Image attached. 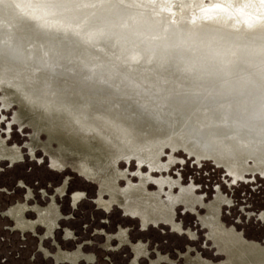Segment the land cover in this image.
Here are the masks:
<instances>
[{
    "label": "rangeland",
    "instance_id": "rangeland-1",
    "mask_svg": "<svg viewBox=\"0 0 264 264\" xmlns=\"http://www.w3.org/2000/svg\"><path fill=\"white\" fill-rule=\"evenodd\" d=\"M15 2L37 17L59 16L76 21L81 27L89 23L103 27L110 49L133 59L132 63L158 66L160 72L176 79H185L186 75L192 80H203L240 74L252 82L249 84L260 87L253 80L258 74L255 81L264 84V71L254 70L255 61L264 58V34L260 33L264 30V0ZM119 10L129 15L126 27ZM132 14L142 23L139 29L134 26ZM2 20L0 14V33L6 27ZM138 30L148 33L153 41L139 37ZM223 37L230 39L233 50L243 40L245 47L236 49L231 57L235 63L249 67L240 70L237 63L227 66L201 55L204 51L198 48L199 43L206 44L207 51H215L222 45ZM29 49L38 54L36 46ZM17 109L15 104L8 110L0 107V140L8 148L19 149L17 157L0 160V264H69L56 263L53 258L75 250L93 257L92 261L81 260L79 264H131L134 246L139 242L146 246V255L140 256L137 264H260L256 255L258 258L259 251H264V172L245 171L235 177L211 156L198 155L200 150L190 144L189 138H181V143L165 145L163 149L157 144H146L140 148V161H120L118 169L125 171L126 178L117 187L111 182L112 175L93 168L85 176L80 172V163L85 162L79 163L73 156L61 157L62 169L53 168L50 157L56 156L58 144L51 142L45 152V133L35 137L28 123L19 126L13 121ZM147 153L158 160L156 168L150 170L145 165ZM245 165L254 164L247 159ZM144 175L160 182L161 188L153 181L147 182L145 191L156 196V207L170 211L173 225L179 227L164 222L154 226L141 216H124L117 190L140 185L145 182ZM237 178L240 179L233 184ZM64 180L66 191L58 196ZM74 193L82 194L83 199L72 206L70 197ZM53 196L61 214L53 236L39 241L45 234L43 227H37L35 234L14 228L7 215L11 207L26 202L46 208ZM25 217L33 220L36 214L26 212ZM210 217L214 222H209ZM120 228L127 230L121 245L115 236ZM66 230L70 236H65ZM243 248H257L258 252L246 254ZM159 257L166 260L156 262Z\"/></svg>",
    "mask_w": 264,
    "mask_h": 264
},
{
    "label": "bare ground",
    "instance_id": "bare-ground-1",
    "mask_svg": "<svg viewBox=\"0 0 264 264\" xmlns=\"http://www.w3.org/2000/svg\"><path fill=\"white\" fill-rule=\"evenodd\" d=\"M0 3L6 24L0 33V107L8 110L15 104L13 121L28 123L35 137L45 133V152L51 142L58 144L56 156H51L59 160L55 163L62 165L61 157L73 156L85 162L80 163L82 173L90 175L93 168L114 181L118 163L140 161V148L146 144L163 149L189 138L198 155L211 156L235 177L245 171L263 174L264 84L255 81L258 74L253 80L260 87L240 74L176 79L158 66L132 63L110 49L103 27L37 17L15 0ZM119 14L126 27L129 15ZM131 17L134 26H142L137 15ZM137 32L144 40L154 39ZM221 42L215 51L199 43L201 55L227 66L237 63L240 70L249 67L231 57L245 47L243 40L234 50L228 37ZM32 46L38 56L29 52ZM254 70L264 71V58L255 61ZM153 157L148 154L145 160L150 170L158 161ZM247 159L254 165L246 166Z\"/></svg>",
    "mask_w": 264,
    "mask_h": 264
},
{
    "label": "flooded vegetation",
    "instance_id": "flooded-vegetation-1",
    "mask_svg": "<svg viewBox=\"0 0 264 264\" xmlns=\"http://www.w3.org/2000/svg\"><path fill=\"white\" fill-rule=\"evenodd\" d=\"M43 148V146H42ZM44 150V149H43ZM45 151V150H44ZM19 149L17 148H8L4 141L0 140V160H2L4 157L8 158H15L18 156ZM50 164L53 168L56 169H62L63 163L58 164L55 163V161H58L57 159L51 158ZM89 170V169H88ZM119 170V169H118ZM86 171V169H85ZM82 173L83 170H80ZM117 172V178L112 182L114 186L118 187V183L120 180L126 178L125 171H119ZM85 176H89L85 173H83ZM144 186L136 185V186H129L127 188L121 189L118 188L117 194L118 198L120 200V203L122 205V213L124 216H141L142 219L150 223L154 226L158 225L160 222L169 223L173 225V214L170 211H165L161 207H156V201H155V195L148 194L145 191L146 183L149 181L155 182L158 187L161 188L160 182L158 180H153L149 177V175H144ZM67 187V180H64L63 184L61 185L60 189L58 190V196H62L64 192L66 191ZM155 196V197H154ZM83 195L80 193H74L71 195L70 199L72 202V206H75L79 201H81L83 198ZM26 212H34L36 214L35 219L28 220L25 217ZM7 215L12 218L14 222V228L20 232H33L35 234L37 227H43L45 229V234L41 237H39V241L44 240L46 237H51L54 230L58 227V222L61 219V214L59 211L58 206H56L54 196L50 198V203L48 207L41 208L37 205L29 206L26 202L17 204L14 207H11L7 211ZM209 222H214V219L212 217L209 218ZM179 227L178 224H174L173 228ZM71 233L69 231H65V236H70ZM53 236V235H52ZM117 239L119 240V245L123 244V242L127 238V230H124L122 228L119 229V231L115 234ZM211 236V235H210ZM41 248V247H40ZM42 252H45L43 248H41ZM245 250V253H249L247 249ZM146 255V246L139 242L134 246V255L131 261V264H137V261L140 256ZM46 257H49L47 253H45ZM56 263H62L67 262L69 264H79V262L85 261L89 262L92 261V256H85L83 253L80 252V250H75L73 252H62L59 255H55V258H53ZM166 258L159 257L156 262L158 261H165ZM260 262V264H264V258H256Z\"/></svg>",
    "mask_w": 264,
    "mask_h": 264
},
{
    "label": "crops",
    "instance_id": "crops-1",
    "mask_svg": "<svg viewBox=\"0 0 264 264\" xmlns=\"http://www.w3.org/2000/svg\"><path fill=\"white\" fill-rule=\"evenodd\" d=\"M243 249H244V248H243ZM253 251L258 252L257 248H252V249H248V252H249V253H247V254H251V252H253ZM262 254H264V251L260 250V251H259V255H260V256H258V258H264V256H262ZM256 256H257V255H256ZM256 258H257V257H256Z\"/></svg>",
    "mask_w": 264,
    "mask_h": 264
},
{
    "label": "snow or ice",
    "instance_id": "snow-or-ice-1",
    "mask_svg": "<svg viewBox=\"0 0 264 264\" xmlns=\"http://www.w3.org/2000/svg\"><path fill=\"white\" fill-rule=\"evenodd\" d=\"M238 179H240V178L233 179V180H232V183H233V184H236ZM257 214H259V213H257Z\"/></svg>",
    "mask_w": 264,
    "mask_h": 264
}]
</instances>
